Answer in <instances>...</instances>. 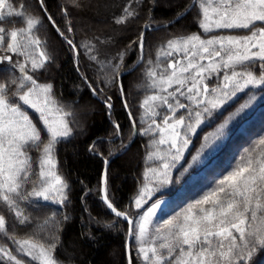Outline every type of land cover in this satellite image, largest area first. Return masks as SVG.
<instances>
[{"label": "snow or ice", "instance_id": "6c2138e0", "mask_svg": "<svg viewBox=\"0 0 264 264\" xmlns=\"http://www.w3.org/2000/svg\"><path fill=\"white\" fill-rule=\"evenodd\" d=\"M134 2L139 4L140 0H129L123 14L115 20L116 24H123L138 15L132 7ZM38 4L43 17L26 14L23 8L17 10L15 0H0V205L14 215L19 225L29 224L22 202L63 206L68 199L69 185L57 171L55 151L59 142L72 135V128L65 119L71 113L64 111L55 99L53 84L41 83L38 79L39 71L52 60L42 47L43 42L35 35L41 19L46 18L75 53L78 72L80 48L87 50L90 60H97L91 55L94 46L90 42L76 45L65 37L47 13L44 0H38ZM191 8H198L200 32L169 39L157 50L155 61H148L145 75L150 94L139 105L142 110L140 122L146 126L140 128L138 134L151 137L150 147L154 150L149 152L148 160L158 164L145 170V182L130 202L137 213L133 216L128 211L118 210L110 198L107 158L100 180L101 199L117 218L126 220L128 236L135 239L136 252L143 264H251L258 251L264 250V136L244 149L231 170L214 180L203 195L166 219L157 218L160 201L147 206L156 189L171 179V170L189 150L198 129L222 113L238 93L264 86V0H191V7L183 14ZM154 9L153 2L150 15ZM62 10L67 16V8ZM177 16L182 18L180 13ZM11 17L21 18L25 26L11 30L3 26ZM152 27L146 24L138 41L130 45L133 47L138 43L141 59L145 32ZM67 30H73L70 24ZM240 30L247 34H230ZM217 32L221 34L217 35ZM123 59L124 53H120L121 63ZM121 63L108 61L106 66L113 75L105 78L110 86L117 85L122 105L128 110L122 83L126 73L120 72ZM82 79L95 95L97 89L88 77ZM213 79L215 84L211 83ZM249 102L205 135L193 160L224 134L229 120L243 111ZM104 103L110 112L114 107L112 97H106ZM26 109L38 113L43 129L33 122ZM128 116L134 134H137L133 113L128 111ZM113 123L119 135L121 126L118 122ZM42 132L48 135L46 143L42 140ZM96 143L98 141L89 147L93 155L99 154ZM127 147L124 145L121 150ZM33 148L40 151L35 181L31 180L35 173L33 157L29 154ZM29 182L32 188L27 191L25 186ZM54 216L55 213L49 219ZM7 227L6 216L0 214V234L7 236ZM7 238L15 248L0 244V264H26L18 255L28 257L35 264H58L53 256L57 247L55 242L44 243L32 236ZM128 264H133L131 257Z\"/></svg>", "mask_w": 264, "mask_h": 264}, {"label": "trees", "instance_id": "16d2710c", "mask_svg": "<svg viewBox=\"0 0 264 264\" xmlns=\"http://www.w3.org/2000/svg\"><path fill=\"white\" fill-rule=\"evenodd\" d=\"M93 1L76 0V5H73V0H44L47 13L54 18L65 37L73 40L76 45L90 42L94 46L91 55L97 57L96 61L89 59L87 50L79 49V72L76 70L75 53L46 18L41 19L35 30V35L43 42L42 47L52 57L51 62L39 71L38 79L41 83L53 84L55 99L63 106L64 111L71 113L65 119L72 128V135L59 142L55 151L57 171L69 185L66 190L68 199L63 206L45 202H22L24 214L29 217L28 225H19L14 215L0 205V214L6 216L8 225L7 236L0 234V244L14 249L15 245L8 236L17 239L32 236L44 243L55 242L57 247L53 250V256L58 264H128V224L126 220L111 213L101 200L99 188L104 159L120 152L132 138L134 129L128 116V111H131L137 121L136 137L125 151L109 162L107 174L110 198L118 210L136 215L137 210L131 207L130 202L145 182V170L158 164L148 160L149 152L154 150L150 147L151 137L138 134L139 129L146 126L140 122L142 110L139 105L150 94L145 75L149 67L148 61H155L157 50L169 39L200 32L197 8H192L168 26L145 32L146 43L141 63L122 77L129 105V109L125 110L117 85L110 86L105 78L113 75L111 69L106 66L107 62L121 63L119 54L124 53L120 72L132 66L140 56V49L138 43L133 47L130 45L138 41L142 28L146 24L159 25L172 20L191 3V0H140L139 4L134 2L132 7L138 15L128 18L123 24H116L115 20L123 14V8L129 0H100V6L94 11L90 6ZM153 2L155 9L150 15L149 9ZM65 7L67 16L62 10ZM15 8H23L26 14L35 17L44 16L38 0H15ZM93 12L100 14L101 20H98L100 17H93ZM86 23L89 24L88 28ZM69 24L73 29L71 32L67 30ZM3 26L11 30L25 25L21 18L11 17L4 21ZM236 33L247 34L244 30ZM83 76H87L89 82L97 89L95 96L82 79ZM252 93L247 98L240 95L230 101L222 113L216 114L207 126L198 129L189 150L185 151L179 164L171 170V179L162 185L164 188L159 186L156 189L150 202L165 196L175 204L186 196L192 184L209 186V183L212 184L222 174L231 170L245 148L253 146L264 136V86L252 89ZM252 95L260 98L253 99L255 102H249L243 111L229 120L224 134L212 143L210 151L204 153L203 161L200 158L193 160L192 157L197 155V148L204 142L206 133L214 131L230 113L237 112L242 104L248 102ZM109 96L112 97L114 105L110 112L104 103L105 98ZM80 108L89 110L83 124L80 120ZM27 111L37 126L43 129L34 112L31 109ZM113 122H118L121 126L119 135L116 134ZM42 140L47 142L46 132H42ZM94 141H98L95 144L98 155L89 152V147ZM235 144L237 148L234 149ZM43 146L42 143L40 148ZM29 154L33 157L35 173L31 180L35 181L38 179L40 151L33 148ZM151 175L149 173L150 178ZM25 188L30 191L32 183L29 182ZM180 202L182 203V200ZM181 203H177L176 207ZM53 213L54 218L49 219ZM171 213L173 212L165 214ZM129 256L133 264H143L134 242L130 243ZM19 257L25 258L27 264H35L26 256L18 255ZM251 264H264V250L258 251Z\"/></svg>", "mask_w": 264, "mask_h": 264}, {"label": "rangeland", "instance_id": "374dc122", "mask_svg": "<svg viewBox=\"0 0 264 264\" xmlns=\"http://www.w3.org/2000/svg\"><path fill=\"white\" fill-rule=\"evenodd\" d=\"M100 4H101V2H100V0H94L93 2H91V4H90V6H91V8L93 9V11L95 10V9H97L99 6H100ZM196 12L198 13V8L196 9ZM92 15H93V17H95V18H99L100 17V19H98V20H101V15L100 14H98V13H92ZM198 19H199V16H198ZM89 24L88 23H86V26H87V28L89 27L88 26ZM117 33V32H116ZM217 35H219V34H221L220 32H217L216 33ZM224 34H229V33H224ZM230 34H235V35H244V34H239V33H230ZM257 74H258V72H257ZM211 83L212 84H215L216 83V80L215 79H213L212 81H211ZM250 94H253L252 93V89H246L243 93H238L237 94V96L236 97H234L233 98V100H235L238 96H240V95H243V97L244 96H246L245 98H247V96H249ZM257 97V98H256ZM255 98L256 99H258V98H260V96H256ZM255 99V100H256ZM255 100H253V99H251V98H249V100L248 101H250V102H252V101H254L255 102ZM230 103V102H229ZM27 110V109H26ZM32 110V109H31ZM33 112H34V114L36 115V117H37V122H39L40 124H41V122L39 121V115H38V113H36L34 110H32ZM88 109H86V108H84V109H81L80 108V110H79V112H80V115L82 114V117L80 118V120L82 121V124L83 123H85V115L86 114H88ZM34 122V121H33ZM35 123V122H34ZM42 125V124H41ZM43 126V125H42ZM213 132V131H212ZM208 133H209V131H208ZM208 133H206V134H208ZM193 138V137H192ZM204 141V140H203ZM204 142H202L201 144H199V146H198V148H197V145H196V148H197V151L201 148V145L203 144ZM191 146V145H190ZM212 146H213V144H211L209 147H207V148H204L203 149V151H201L200 153H199V156H198V158H200V160L201 161H203L204 160V158H203V156H204V153L205 152H207V151H210V149L212 148ZM237 145L235 144L234 146H233V148L235 149V148H237L236 147ZM246 149V148H245ZM196 151V152H197ZM182 159V158H181ZM181 161V160H180ZM179 161V162H180ZM179 162L176 164V166L179 164ZM235 164V163H234ZM233 164V165H234ZM232 168V167H231ZM174 169V168H173ZM230 171V170H229ZM228 172V171H227ZM226 172V173H227ZM201 183H197V184H192L191 185V187H189L190 188V191L188 192V193H186V196L185 197H183L182 199H180V200H177V202L175 203V204H173V203H171V199L169 198V197H165V196H161L160 198H157V199H155V200H153V201H151L147 206L148 207H150L151 206V204H153V203H156V201H160L161 202V207L157 210V218H159V219H166L169 215H172V214H174L176 211H179L180 209H182V208H184L189 202H191V201H194L195 199H198L201 195H203L209 188H211L212 187V185H213V183L211 184V183H209V186L207 185L206 187H205V185H202V186H199ZM162 188H164V186H161ZM205 187V188H204ZM189 190V189H188ZM182 200V203L180 202ZM177 203H181V205L179 206V207H176V205H177ZM146 210V209H145ZM167 212H173V213H171V214H165V213H167ZM131 242H134L135 243V247L137 248V244H136V242H135V239L134 238H131ZM72 255V254H71ZM20 258V257H19ZM20 259H22V260H24L25 261V258H20ZM27 264V263H26Z\"/></svg>", "mask_w": 264, "mask_h": 264}, {"label": "water", "instance_id": "95a60500", "mask_svg": "<svg viewBox=\"0 0 264 264\" xmlns=\"http://www.w3.org/2000/svg\"><path fill=\"white\" fill-rule=\"evenodd\" d=\"M191 7V3L180 13L182 16H184L185 14H183L185 11H186V9H188V8H190ZM192 9V8H191ZM189 11H187V13H188ZM178 19H180L178 16H176V17H174L172 20H170V21H168V22H165V23H163V24H159V25H152L153 27H152V29L151 30H155V29H159V28H162V27H165V25L167 24V25H170V24H172L173 22H175V21H177ZM144 30V27L142 28V31ZM141 61H142V59H141V51H140V56H139V58H138V60L132 65V66H130V67H128V68H126V69H124V70H122L121 72L122 73H126V74H128V73H130V72H132L140 63H141ZM125 74V75H126ZM117 78H118V84L120 83V78H119V76H117ZM94 95V94H93ZM95 96V95H94ZM135 132H136V129H135ZM135 137H136V134H133V136H132V138L128 141V142H126L125 143V145H128V147L130 146V144L133 142V140L135 139ZM127 147V148H128ZM126 148V149H127ZM125 149V150H126ZM125 150H121L120 152H117V153H114V154H112L109 158H107L108 159V164H109V162L113 159V158H115L117 155H119L120 153H122L123 151H125ZM107 164V165H108ZM104 170H105V163H104V166H103V170H102V174L104 173ZM102 176V175H101ZM100 195H101V193H100ZM102 200V199H101ZM103 202V201H102ZM106 206V205H105ZM108 209V208H107ZM109 210V209H108ZM110 211V210H109ZM111 212V211H110ZM112 213V212H111ZM130 243H131V238L129 237V236H127V240H126V254H127V260H128V262H129V249H130Z\"/></svg>", "mask_w": 264, "mask_h": 264}]
</instances>
